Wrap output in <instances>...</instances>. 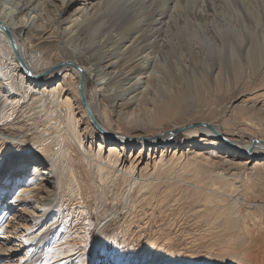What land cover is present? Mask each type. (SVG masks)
<instances>
[{
	"label": "bare ground",
	"instance_id": "6f19581e",
	"mask_svg": "<svg viewBox=\"0 0 264 264\" xmlns=\"http://www.w3.org/2000/svg\"><path fill=\"white\" fill-rule=\"evenodd\" d=\"M152 65L163 69L165 87L147 75ZM46 70L59 81L42 84ZM143 74L145 88L138 82ZM81 76L88 108L101 130L90 122L82 103ZM68 78L76 86L69 93ZM89 81L95 87L91 99ZM124 85L127 92L118 93L117 87ZM0 98V250L8 242L3 239L12 235L13 208L37 204L34 229L24 239L29 245L18 264H31L42 251L38 264H94L91 248L96 255V246L106 240L121 247L122 234L106 226V210L99 222L107 220L106 227L97 233L94 246L88 240L87 198L67 142L80 146L94 183L123 188L125 201L132 200L138 183L146 184L143 169L150 159L138 170V158L147 149L160 147L155 170L165 161L170 165L173 159H185L188 168L210 174L212 194L227 203L206 207L218 211L206 223L209 228H219L220 236L240 225L243 235L250 232L258 205L229 192L237 190L239 178L247 184L254 174L264 175V0H0ZM62 105L66 120L59 115ZM36 109L56 117L40 127L35 122L41 116L33 117ZM31 120L40 134L26 132ZM81 120L88 134L99 138L97 149L83 146ZM181 131L187 146L183 150L171 144ZM130 147L139 149L131 161L126 154ZM165 152L172 153L169 161ZM221 185L232 189L220 192ZM13 251L20 250L14 246L8 262ZM231 254L219 264L231 263ZM238 258L250 264L247 254Z\"/></svg>",
	"mask_w": 264,
	"mask_h": 264
},
{
	"label": "rangeland",
	"instance_id": "374dc122",
	"mask_svg": "<svg viewBox=\"0 0 264 264\" xmlns=\"http://www.w3.org/2000/svg\"><path fill=\"white\" fill-rule=\"evenodd\" d=\"M80 5L83 4H77L76 7H80ZM71 12L72 10L70 11V13ZM165 66L163 67L165 68ZM148 70L149 71L147 75H154L157 83H159L163 87L166 86L165 80H163L162 77L164 75L163 69L152 65V67ZM45 72H43L41 76V81L43 82L42 84L51 82L53 79L55 80L54 82L59 81L58 79L56 80L53 77L51 72H48L47 70ZM145 75L146 74H143L142 77ZM143 78L138 82H141L139 83V86L143 84V88H145V84H148V82L145 83L144 81H147V78ZM68 79L69 93L71 91H75L76 86L73 83V80H71L70 78ZM93 86V81H89L87 87L88 94L90 93V99L95 91V87ZM126 87H128V85H124L122 89L121 87H117L116 91L123 94L122 92H127V90H125ZM128 92H130V90H128ZM58 110L60 117H63L62 119L66 120V107L62 105ZM32 112L34 113V111ZM35 112L36 113L33 114V117L38 115L41 116V118L38 119L37 122H35V125H39L40 127H44L43 124H45L46 126L48 121L52 117H56L54 112L51 113L50 110L41 112L39 111V109H36ZM77 112H79V110L76 109L77 117L80 118L81 114ZM17 120L14 121L16 122ZM82 121L83 120L80 121L79 129H81L85 134L84 136H86V138L83 140V146H91L92 149H97L99 138H93L92 135L88 134L89 131H87L88 129L86 128V124ZM32 122L33 121L31 120L29 124L30 126L28 125L27 129H25L26 132H28V134H32V136L34 134H40L38 133L39 130L35 128V125ZM184 138L185 136L183 132H178L173 136L171 144L173 145V147L178 145L181 149H186L187 146ZM79 147L80 146L75 145L70 146L68 142L65 144V148L69 153V157H71V155L73 157L72 160L73 165L76 168L75 170L77 173V178L81 180V184L85 190L86 198L88 199H86V204L88 206L87 209L89 213L88 216L90 223L89 231L91 236L88 240L92 238V245L94 246V241L97 238V233L101 232L106 226L109 230L116 229L119 234H122L119 235V244H121V247H117L119 245L115 242L109 243V240H106L102 244L96 246V255L93 254L92 248L90 249L91 253H88L92 257L94 264H136L137 261V264H219L220 259L225 257V255L228 256L231 253L234 258L231 263L228 262L227 264H242L238 256L243 253L247 254V259L248 261H250V264H264V212H262L264 210L261 211L260 209L262 207V204L264 203V175L261 176L262 172L254 174L253 179L250 180L251 182L247 184L239 181L241 180L239 178L235 183V185L239 186L237 190L233 193L232 190H230L229 192L233 196L241 198L245 197L250 202L258 205L255 208V213L253 214L254 217L252 216V220H250L249 223L251 228L249 232L250 234L246 233V235H243L242 233L245 232H241V227H244V225H240L236 228L226 229V233L225 230L221 227V229L224 231H221L223 232V235L220 236L218 230L219 228H215L216 231H214L215 229L209 228V224L206 223L210 220L216 219L217 217L216 214L218 213V211L216 212V210H214L213 213L210 210L214 208V206L223 204L225 205L226 201L219 199L221 198L219 196H222L220 194H218L217 196L213 195L216 193L213 192V186L210 180V174H208V172L201 170V168L199 167L188 168L189 162L185 159H178V161H175L176 159H173L171 160L172 164L170 165L165 161V163L160 165L159 168L155 170L153 169V162L154 158L158 159L161 156V151H159L160 147L158 148V151L155 150V146L151 151L147 149L145 151L146 155L144 156V158H138V148L130 147L126 151L129 161L137 158L138 161L142 160L138 170H141V168L146 165L149 159L150 163L152 164L149 163L150 166H148L147 170L143 169V175L144 177H147V181L145 182L146 184H143L142 182L138 183L134 187V190L132 192L131 198L133 197V201L131 199L129 201H125V199L127 200V198H125L123 195V188L117 189V187L115 188L110 185L109 187H105L100 183L99 184L101 186L98 184V187L97 183H94L95 181L92 177V174L89 173V169L81 154V148ZM171 154V152L164 153V157L166 158V160H170L169 158L171 157ZM218 186L220 187V184ZM227 187L229 189H232L231 185H221L220 192L228 190ZM211 191L213 192V194ZM11 193H13V191ZM11 193L6 195L4 204H7V201L9 200L8 198L12 195ZM53 197H55V194ZM230 200L233 201L232 199ZM22 205L18 207L15 206L13 208V217L10 219V231L8 233V235H12L9 236L10 240L8 238L3 239L8 242H5V244L2 245L3 247L1 246V248L4 249H1L0 251L6 249V256L4 257L5 261L0 260V264H18L21 256L24 255L23 252H25V249L29 245V242L28 245L24 244V239L28 237L26 236L27 233L31 232L34 229L32 217L35 215V213H37V209H35L37 204H31L32 207L30 205L29 207ZM206 207H210L211 209L208 208V210ZM105 210L106 212L110 211L108 212V215H110V217L107 218L108 222L106 220L107 223L104 222V224H99L102 214L104 215L106 213ZM113 212L115 213L113 214ZM206 219L207 221H205ZM218 219L220 221L222 220V223L224 222L222 218ZM125 221L128 222L126 223ZM134 222L137 224H135ZM174 224L175 226H173ZM206 225L207 227H205ZM131 228L134 230H132ZM119 230L124 232L120 233ZM131 230L133 232H131ZM197 230L199 232H197ZM51 232L49 231L47 232V234L50 237H53V230ZM138 232L140 234H143L144 236H140ZM177 233L179 236L177 235ZM199 235L202 237H200ZM125 236H127L128 238ZM218 236L219 239L221 237L222 238L219 240ZM168 237H170L171 239ZM225 237L227 238L225 239ZM123 240H125L124 243L121 242ZM171 241H173V243ZM126 243L129 244L126 245ZM169 243L172 244L170 245ZM153 245L157 246L154 247ZM14 246L19 248L20 251H13V253H11L13 257L8 262L7 256H9V252H11V249L14 248ZM7 249L9 251H7ZM41 260H43V251L41 252V256L39 255L36 260L34 258L31 264H38Z\"/></svg>",
	"mask_w": 264,
	"mask_h": 264
},
{
	"label": "water",
	"instance_id": "95a60500",
	"mask_svg": "<svg viewBox=\"0 0 264 264\" xmlns=\"http://www.w3.org/2000/svg\"><path fill=\"white\" fill-rule=\"evenodd\" d=\"M12 39V38H11ZM12 43H13V39H12ZM19 59L20 61L24 62L21 55H19ZM72 66H74L72 64ZM47 73V72H45ZM84 77H80V83H79V93H80V96H81V100H82V103L88 113V117L90 119V121L92 122V124L97 127L98 129L101 130V127L99 125V123L97 122V120L95 119V117L93 116L92 112L90 111V109L88 108V104H87V100H86V96H85V89H84Z\"/></svg>",
	"mask_w": 264,
	"mask_h": 264
}]
</instances>
